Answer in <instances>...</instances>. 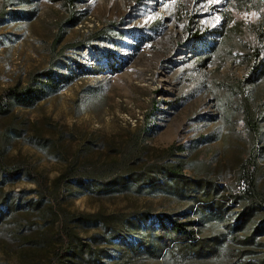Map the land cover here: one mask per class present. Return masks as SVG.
<instances>
[{
  "label": "rangeland",
  "instance_id": "1",
  "mask_svg": "<svg viewBox=\"0 0 264 264\" xmlns=\"http://www.w3.org/2000/svg\"><path fill=\"white\" fill-rule=\"evenodd\" d=\"M242 1L0 0V94L52 72L43 98L0 116L8 162L29 165L50 187L75 161H184V185L67 195L79 235L73 264H264V0ZM171 145L183 147L172 154ZM248 160L258 201L246 191ZM3 178L0 264H46L61 229L45 220L55 193L26 172ZM96 212L146 216L147 241H170L136 253V223L119 237L73 219ZM186 220L200 251L172 229Z\"/></svg>",
  "mask_w": 264,
  "mask_h": 264
},
{
  "label": "trees",
  "instance_id": "2",
  "mask_svg": "<svg viewBox=\"0 0 264 264\" xmlns=\"http://www.w3.org/2000/svg\"><path fill=\"white\" fill-rule=\"evenodd\" d=\"M242 1V0H241ZM250 0H243L241 4H247ZM52 72L45 70L40 73L39 76H34L25 85L16 84L9 87L0 94V116H5L14 109V107L22 106L29 107L43 98L45 95V89L43 83L48 81L51 83L50 76ZM45 76V79H44ZM252 128H256L251 120L248 121ZM183 146L171 145L168 151L174 154L176 151L182 149ZM137 156L136 151H130ZM122 156H131L130 154H123ZM89 161V160H88ZM83 164V163H82ZM70 162L66 169L53 179L52 185L49 187L44 183L42 175L35 174L29 165H23L18 163H10L3 155L2 148L0 147V174H7L9 177L19 172H26L33 176L39 184L41 191L53 194L52 201L57 202V205H52V212L50 216L45 215V220L50 223H55L61 220V229L58 234V240L52 245V255L46 264H73L78 254V246L75 242L79 239V235L75 232L74 224H71V220H67L70 211L65 206L67 195L75 193H89L94 196H105L117 192H124L128 183H138L140 186L155 187L157 183L163 182L165 184L169 182H175L184 185L187 184V175L184 173L185 165L183 160H179L175 163H151L146 164L141 169L129 168L127 166L126 158H119V160H110L99 163L87 162L84 165ZM244 172L246 175L247 193L248 197L254 201L262 199V195L259 192L254 175V162L248 160L244 164ZM6 182V178L0 180V205H5L7 209H10L9 193L3 190V185ZM66 190L67 194L62 195V198L56 199L58 190ZM183 195V194H182ZM194 194L191 195V197ZM209 193L205 194L204 201H207L210 196ZM46 196V195H45ZM44 199V194L36 200V206L40 205ZM60 199V200H59ZM264 202V200H262ZM73 214V213H72ZM7 215L0 212V223ZM78 217V218H77ZM73 219H82L83 221H92L95 223H102L109 231H113L117 236H121L126 230L131 229L133 224H137V234L142 232L140 236V244L136 253H140V247H146L150 250H155L161 244H165L170 241V238L159 237L158 241H147V237L141 229L142 224L146 223V216L134 218L132 215H120V214H104L101 212L82 214L81 216H74ZM63 220V221H62ZM189 225H194L192 221H172V229L174 232H179L183 235H188L184 243L186 249H196L200 251L201 242L197 238L194 229H189ZM203 244V243H202ZM83 247V244L82 246Z\"/></svg>",
  "mask_w": 264,
  "mask_h": 264
}]
</instances>
